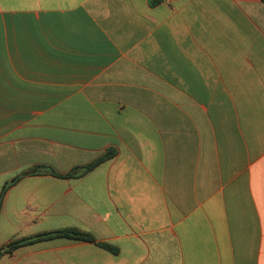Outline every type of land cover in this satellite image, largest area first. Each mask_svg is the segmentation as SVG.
<instances>
[{
    "label": "crops",
    "instance_id": "obj_1",
    "mask_svg": "<svg viewBox=\"0 0 264 264\" xmlns=\"http://www.w3.org/2000/svg\"><path fill=\"white\" fill-rule=\"evenodd\" d=\"M0 202L95 238L0 264H264V0H0Z\"/></svg>",
    "mask_w": 264,
    "mask_h": 264
},
{
    "label": "trees",
    "instance_id": "obj_2",
    "mask_svg": "<svg viewBox=\"0 0 264 264\" xmlns=\"http://www.w3.org/2000/svg\"><path fill=\"white\" fill-rule=\"evenodd\" d=\"M111 157H112V153L110 152L86 166L75 168L72 172L66 175H60L56 171H54L52 168H48V167H36L30 170L28 173L29 174L47 173V174H51V175H54L60 178H79L89 173L90 171L95 169L98 165L105 162L106 160L111 159ZM17 180L18 179L13 180L12 183L17 182ZM5 191H6V187L2 191V196L5 193ZM0 207H1V202H0ZM54 238H68V239L78 240V241L95 242V238L92 235L87 234L85 232H81L75 229L60 230L56 232H49V233L41 234V235L31 237V238L14 241L0 248V258L6 254H10L14 252L17 248H19L22 245L33 244V243H36L42 240H50ZM99 245L106 250L116 252V249L106 244H99Z\"/></svg>",
    "mask_w": 264,
    "mask_h": 264
}]
</instances>
